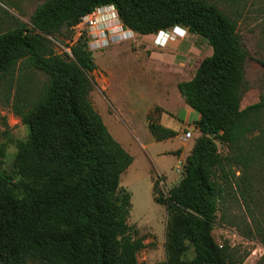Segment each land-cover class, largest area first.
<instances>
[{"label": "trees", "instance_id": "16d2710c", "mask_svg": "<svg viewBox=\"0 0 264 264\" xmlns=\"http://www.w3.org/2000/svg\"><path fill=\"white\" fill-rule=\"evenodd\" d=\"M103 6H113L139 36L178 28L212 48L194 76L177 84L198 115L199 136L178 183L167 197L154 198L166 209L161 264L240 263L212 235L233 164L251 168L264 134L263 97L240 106L251 88L245 67L252 57L236 22L212 0H44L30 27L14 19V28L0 32V98L27 128L11 167L0 170V264H138L145 247L127 223L131 195L120 186L133 158L89 99L96 69L89 37L84 32L64 43L72 42L83 17ZM53 40L68 51L56 53ZM256 62L264 69L263 60ZM148 130L157 142L177 135L150 116ZM217 144L232 156H222ZM5 154L0 142V165Z\"/></svg>", "mask_w": 264, "mask_h": 264}, {"label": "rangeland", "instance_id": "374dc122", "mask_svg": "<svg viewBox=\"0 0 264 264\" xmlns=\"http://www.w3.org/2000/svg\"><path fill=\"white\" fill-rule=\"evenodd\" d=\"M43 1L0 0V32L14 28V19L30 27L29 17ZM212 1L231 16L230 6L224 0ZM244 30L242 26L238 28L252 57L245 67V77L251 88L242 98L241 109L258 103L260 97L264 99V69L256 62L264 61V41ZM89 31L82 21L72 30V42L64 43H73L84 32L88 36ZM173 32L178 35L177 39L167 48L153 44L156 34H135L129 41L111 43L91 52L96 66L89 74L95 83L89 95L91 105L110 135L133 158L120 177V186L131 195L127 223L144 240L145 247L137 254L138 264L165 261L166 209L154 198L167 197L168 190L178 183L185 159L198 137L193 127L198 115L187 108L177 84L190 80L200 62L212 54L205 39L183 29ZM52 42L56 53L68 51L59 42ZM175 45H178L176 49ZM148 116L177 135L155 141L148 130ZM261 126L264 133V109ZM187 131L191 137L185 141L183 135ZM26 136L27 128L0 98V142L6 143L0 170L11 167L15 143ZM256 137L257 132L249 136ZM260 140V149L251 168L245 171L233 164V174L226 182L212 231L217 244L227 243L237 252L242 259L238 264H264V134ZM217 145L222 156H232L225 146ZM177 150L182 151L180 157L173 154Z\"/></svg>", "mask_w": 264, "mask_h": 264}, {"label": "built area", "instance_id": "2783aa9c", "mask_svg": "<svg viewBox=\"0 0 264 264\" xmlns=\"http://www.w3.org/2000/svg\"><path fill=\"white\" fill-rule=\"evenodd\" d=\"M82 21L87 24L90 30L88 48L91 52L95 51V49L101 50L111 43L129 41L135 35L133 31L123 26L113 6H103L94 9L92 13L83 17L78 25L82 24ZM175 29L177 28L156 33L153 44L158 48H164L167 43L176 40L178 35L174 34L173 31ZM190 137L191 133L188 131L183 135L185 140ZM221 246L219 244V247Z\"/></svg>", "mask_w": 264, "mask_h": 264}, {"label": "crops", "instance_id": "0c3cea01", "mask_svg": "<svg viewBox=\"0 0 264 264\" xmlns=\"http://www.w3.org/2000/svg\"><path fill=\"white\" fill-rule=\"evenodd\" d=\"M224 1L230 6L229 8L231 9V16L229 14L228 15L236 22L237 28L242 26L243 29H245L244 30L245 32L253 33L255 34L254 36L256 37L257 40L262 39L264 41V0H224ZM169 43H167V45L164 48H167V46L170 45L172 46V44ZM177 46L178 45H175L173 46V48L176 49ZM190 114L191 113H188L187 115L190 116ZM194 123L195 121L193 122V127L196 131V134L199 136V132L195 128ZM181 137L182 136H180L179 139ZM181 155H182V151L179 154V157Z\"/></svg>", "mask_w": 264, "mask_h": 264}]
</instances>
